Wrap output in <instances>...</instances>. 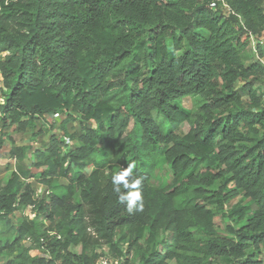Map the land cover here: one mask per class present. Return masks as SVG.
Instances as JSON below:
<instances>
[{"label":"trees","instance_id":"trees-1","mask_svg":"<svg viewBox=\"0 0 264 264\" xmlns=\"http://www.w3.org/2000/svg\"><path fill=\"white\" fill-rule=\"evenodd\" d=\"M227 1L238 15L220 0H0V148L10 140L17 164L0 177V264H96L103 246L120 264H264V67L250 41L264 0ZM56 113L62 135L18 144ZM129 164L144 205L131 214L112 182Z\"/></svg>","mask_w":264,"mask_h":264},{"label":"rangeland","instance_id":"rangeland-1","mask_svg":"<svg viewBox=\"0 0 264 264\" xmlns=\"http://www.w3.org/2000/svg\"><path fill=\"white\" fill-rule=\"evenodd\" d=\"M264 5V4H263ZM248 61H250V57L248 59ZM264 104V102H263ZM184 105L191 107V108H196L198 106V98H186L184 100ZM62 118H59L57 120H55V123L53 124V126L51 125V123H49L47 126L48 128H46L41 121L37 122V125L35 127L32 128H28L27 130L23 131V132H17L14 135L16 136L17 142H19V144H24V145H31V146H38L39 142L43 139H45L46 137H48L50 134H59L62 135L64 133V129L60 126L61 124V120ZM68 132L69 133H74L77 132L78 130H81V124L79 121L76 122H70L68 124ZM3 124L0 122V134L2 132L3 129ZM39 129H42V135L39 136H34V134L36 132H38ZM189 129V126L187 123L183 124V130L187 131ZM0 139H3L2 136H0ZM10 148H11V141L6 139L4 143H2L1 148H0V167H1V171L6 174L5 177H9L10 174L14 171L17 170V164L16 162H13L11 160L10 157ZM32 157V154L31 156ZM90 169H87V171ZM31 171L33 173L38 172V170L36 168H32ZM168 171L167 167H163V169H160L158 171V174H162V175H166V172ZM30 181H32L35 185V188L38 189L40 187V182L37 181L36 177L35 178H31ZM219 223H221V221H219ZM6 237V233H5V227L3 224H0V238H5ZM75 251H78L79 248H75ZM135 258V257H134ZM6 260V257H2L1 258V262H4ZM136 262H138V260H136ZM169 264H175L174 262H170Z\"/></svg>","mask_w":264,"mask_h":264},{"label":"built area","instance_id":"built-area-1","mask_svg":"<svg viewBox=\"0 0 264 264\" xmlns=\"http://www.w3.org/2000/svg\"><path fill=\"white\" fill-rule=\"evenodd\" d=\"M220 1H221L222 6H223L224 9H227L232 14L238 15L234 10H232L230 8L227 0H220ZM242 24H243V22H242ZM250 41H251L253 52H254V60L259 62L264 67V55H261L259 53V51H258V45H263L264 44V32H262L261 34L250 33ZM7 54H8L7 51L1 52L0 53V61ZM6 93H7V89L4 86V77H3V73H2L1 68H0V105L5 103V94ZM262 100L264 102V83H263ZM59 117H60L59 113H56L53 116V118H55V119H57ZM63 139H64L65 144H67V145H72L73 144V140L68 135H63ZM11 160L13 162H16L15 158H11ZM43 188L40 187L37 190V195H40L42 193ZM24 213L29 214L31 217L34 216V214H32V212H31V208L25 209ZM99 251L101 253V256H100V258H99V260L97 261L96 264H120L121 263V259L113 257V256H111L109 254V248L108 247L103 246Z\"/></svg>","mask_w":264,"mask_h":264},{"label":"clouds","instance_id":"clouds-1","mask_svg":"<svg viewBox=\"0 0 264 264\" xmlns=\"http://www.w3.org/2000/svg\"><path fill=\"white\" fill-rule=\"evenodd\" d=\"M134 165L129 164V166L123 169L121 172L116 173L112 177V182L114 185V190L119 194V199L121 202L127 201V211L131 214L135 211L143 210V196L140 191V185L142 183L141 177H136L135 180L129 181L127 177L132 174ZM123 182V187H128L131 184L133 187L137 188L135 192H129L128 194H122L121 188L116 187V185Z\"/></svg>","mask_w":264,"mask_h":264},{"label":"crops","instance_id":"crops-1","mask_svg":"<svg viewBox=\"0 0 264 264\" xmlns=\"http://www.w3.org/2000/svg\"><path fill=\"white\" fill-rule=\"evenodd\" d=\"M19 144V143H18ZM31 154H29V156H30ZM6 176V174H4L2 171H1V167H0V177H5Z\"/></svg>","mask_w":264,"mask_h":264}]
</instances>
